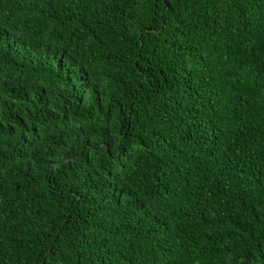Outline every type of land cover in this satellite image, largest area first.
<instances>
[{
  "label": "trees",
  "instance_id": "1",
  "mask_svg": "<svg viewBox=\"0 0 264 264\" xmlns=\"http://www.w3.org/2000/svg\"><path fill=\"white\" fill-rule=\"evenodd\" d=\"M0 264H264V0H0Z\"/></svg>",
  "mask_w": 264,
  "mask_h": 264
}]
</instances>
